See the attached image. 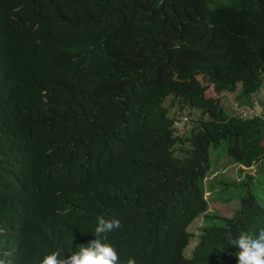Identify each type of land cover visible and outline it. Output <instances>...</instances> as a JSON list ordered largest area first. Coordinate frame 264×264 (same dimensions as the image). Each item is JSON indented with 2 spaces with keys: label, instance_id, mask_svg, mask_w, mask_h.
I'll return each mask as SVG.
<instances>
[{
  "label": "trees",
  "instance_id": "trees-1",
  "mask_svg": "<svg viewBox=\"0 0 264 264\" xmlns=\"http://www.w3.org/2000/svg\"><path fill=\"white\" fill-rule=\"evenodd\" d=\"M261 103L264 0H0V260L67 257L103 215L121 264H236L264 228ZM222 155L257 173L210 180L209 212Z\"/></svg>",
  "mask_w": 264,
  "mask_h": 264
},
{
  "label": "clouds",
  "instance_id": "clouds-1",
  "mask_svg": "<svg viewBox=\"0 0 264 264\" xmlns=\"http://www.w3.org/2000/svg\"><path fill=\"white\" fill-rule=\"evenodd\" d=\"M121 227L118 218L106 219L100 215L93 231L95 238L87 245H82L67 257L62 256L59 250L48 252L39 264H121L116 248L107 240V233ZM228 242L238 247L236 264H264V228L255 235L246 231L240 232L235 237L230 236ZM0 264H5V261L0 260ZM123 264L137 262L134 257H128Z\"/></svg>",
  "mask_w": 264,
  "mask_h": 264
},
{
  "label": "rangeland",
  "instance_id": "rangeland-1",
  "mask_svg": "<svg viewBox=\"0 0 264 264\" xmlns=\"http://www.w3.org/2000/svg\"><path fill=\"white\" fill-rule=\"evenodd\" d=\"M237 87H239V85ZM224 93L225 94H223V98H222L223 108L226 111H228L229 113H233V112H236V111L241 110V109H246L248 111L253 110V107H251V105H249V104H245L246 107H244L245 105H241L238 103V100L234 97V95L236 94V91L233 93H230V92H224ZM206 94L210 95V96L216 95V91H215L212 84H210L208 86V88L206 90ZM257 100H258L257 102L260 101L259 99H257ZM259 104L260 103H258V105ZM261 110L264 111L263 103H261V105L258 107V109L256 111L261 112ZM238 168H242V169H244L245 172H248L252 175H255L257 173L255 164H253L251 166H243L241 163L229 161L225 155H222L216 163L211 165L210 170H208L209 172H207L205 174L204 181H203V185H205L204 195H206L210 199L208 206H207L209 212L214 210V209H216L217 211H223V209H222L223 204L220 201V199L214 200L213 198H211L214 195V192L212 190H210V187L207 186L208 185L207 183L210 180L215 181V179H219L218 178L219 175H222V174H223V176H225L226 178L228 177L229 179H238L239 177H241V175H239V173H238ZM217 188H219V187H217ZM239 202H240V200L238 199V197H236V198L231 199L227 203H228V206L230 208H234L237 205H239ZM202 222H203L202 215H200V216L196 217L195 220L193 222H191L187 228L189 229V231H191V232L193 231L195 233V232H197L198 228L203 226ZM196 240L197 239H191L190 240L186 252H188V250L190 251L191 247L196 242Z\"/></svg>",
  "mask_w": 264,
  "mask_h": 264
},
{
  "label": "built area",
  "instance_id": "built-area-1",
  "mask_svg": "<svg viewBox=\"0 0 264 264\" xmlns=\"http://www.w3.org/2000/svg\"><path fill=\"white\" fill-rule=\"evenodd\" d=\"M179 118H181V116H180ZM177 121H178V120H177ZM177 121H176V122H177Z\"/></svg>",
  "mask_w": 264,
  "mask_h": 264
}]
</instances>
